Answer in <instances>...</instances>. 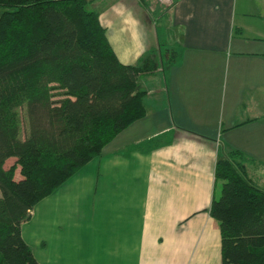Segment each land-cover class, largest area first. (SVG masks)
Instances as JSON below:
<instances>
[{"label": "crops", "instance_id": "0c3cea01", "mask_svg": "<svg viewBox=\"0 0 264 264\" xmlns=\"http://www.w3.org/2000/svg\"><path fill=\"white\" fill-rule=\"evenodd\" d=\"M87 1L121 63L155 62L145 114L34 205L22 239L40 264H221L216 160L264 165V12L172 0L156 19L139 0Z\"/></svg>", "mask_w": 264, "mask_h": 264}, {"label": "trees", "instance_id": "16d2710c", "mask_svg": "<svg viewBox=\"0 0 264 264\" xmlns=\"http://www.w3.org/2000/svg\"><path fill=\"white\" fill-rule=\"evenodd\" d=\"M87 4L0 0V264H40L20 233L34 205L145 114L139 79L155 62L121 63ZM249 162L260 164L233 149L215 163L221 264H264V189Z\"/></svg>", "mask_w": 264, "mask_h": 264}, {"label": "rangeland", "instance_id": "374dc122", "mask_svg": "<svg viewBox=\"0 0 264 264\" xmlns=\"http://www.w3.org/2000/svg\"><path fill=\"white\" fill-rule=\"evenodd\" d=\"M172 0H142V3L146 11L150 13V15L155 16L156 18L161 17L164 13L166 14L167 9L169 7V4ZM240 0H237L236 2V12H237V17L239 16V7L238 3ZM258 4L256 5V9L263 13L264 12V0H257ZM88 9L94 10V6L91 3L87 4ZM4 10L3 7H0V13ZM152 16V17H153ZM167 52V51H166ZM166 55V61L169 59V51L165 54ZM168 63V62H167ZM57 98V97H56ZM262 107V106H261ZM226 155V154H225ZM14 162V158H9L5 162V167H9L12 163ZM245 170L249 172L250 176L249 179L251 181H254L256 185L261 187V189H264V165L263 164H257L255 162H249L245 163ZM15 177H18V172L16 171Z\"/></svg>", "mask_w": 264, "mask_h": 264}]
</instances>
